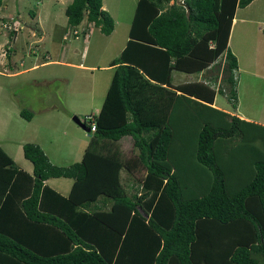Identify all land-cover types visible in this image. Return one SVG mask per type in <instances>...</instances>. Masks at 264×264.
I'll use <instances>...</instances> for the list:
<instances>
[{"label":"trees","instance_id":"1","mask_svg":"<svg viewBox=\"0 0 264 264\" xmlns=\"http://www.w3.org/2000/svg\"><path fill=\"white\" fill-rule=\"evenodd\" d=\"M251 1L136 0L97 115L81 122L94 129L80 160L55 165L26 142L28 173L0 147V264H264V126L213 106L216 92L235 106L227 42L235 8ZM101 6L70 0L66 22L108 35ZM217 58L226 92L218 76L171 84L172 71ZM125 136L128 159L114 146ZM139 168L129 195L120 171ZM60 176L72 179L66 195L44 183Z\"/></svg>","mask_w":264,"mask_h":264},{"label":"rangeland","instance_id":"2","mask_svg":"<svg viewBox=\"0 0 264 264\" xmlns=\"http://www.w3.org/2000/svg\"><path fill=\"white\" fill-rule=\"evenodd\" d=\"M69 2L0 3V147L23 170L32 167L22 155L21 145L26 142L38 144L52 164L65 166L80 160L91 134L72 116L82 122L84 117L97 115L113 71L108 63L125 43L136 0H101L102 9L113 20L108 35L92 23L86 27L84 19L79 27L71 28L64 14ZM235 17L227 45L238 61L234 73L239 80L237 111L256 117L264 114V0H252L236 9ZM220 65L217 58L199 73L172 72L171 83L218 76L215 87L226 92V85L217 81ZM226 94L216 92L214 104L229 110ZM21 109L31 113L30 119L20 115ZM114 146L123 159L136 153L127 136ZM141 168L132 174L120 171V181L129 195L139 191L137 181L144 174ZM71 183V178L61 176L45 180L63 195Z\"/></svg>","mask_w":264,"mask_h":264},{"label":"crops","instance_id":"3","mask_svg":"<svg viewBox=\"0 0 264 264\" xmlns=\"http://www.w3.org/2000/svg\"><path fill=\"white\" fill-rule=\"evenodd\" d=\"M236 9H238V8H235V11H234V15H233V18H232V20H231V25L233 24V22H234V19H237L236 17H235V12H236ZM81 23V22H80ZM80 23L76 26V27H79L80 26ZM262 23H264V21L262 22ZM89 24H91V23H88L87 25H86V27L87 26H89ZM95 27V26H94ZM89 28H90V26H89ZM230 28H231V26H230ZM259 29H261L260 27H259ZM260 31V30H259ZM262 35H264V33H261ZM229 37V36H228ZM228 42H229V40H228ZM228 42H227V44H228ZM121 50V49H120ZM120 52V51H119ZM118 52V53H119ZM108 66H109V63H108ZM237 66H238V61H237ZM237 69V68H236ZM236 71V70H235ZM235 71H234V73H235ZM172 72H179V71H172ZM171 72V73H172ZM180 73H184V74H186L185 72H180ZM255 77V76H254ZM171 78H173V74H171ZM197 80H199V79H197ZM194 81H196V80H194ZM238 79H236L235 78V92H236V104H235V106L234 107H232L231 105H230V103H229V107L231 108H229V110H227V109H223V108H219V107H217L215 104H214V101H215V97H214V100H213V106L214 107H217V108H219V109H221V110H223L224 112H226V113H228V114H234V115H236L237 117H239L240 119H244V120H246V121H251V122H253V123H255V124H258V125H261V126H264V114L263 115H261V113L258 115V116H256V117H253V116H251V115H249V114H241V113H239L238 111H237V108H238V104H237V83H238ZM185 82H188V81H186V79L185 78H181L180 80H177V82L176 83H171L173 86H175V85H179V84H182V83H185ZM30 119V118H29ZM264 151V150H263ZM231 169V168H230ZM233 169L236 171V173L238 172V173H240L241 171L240 170H236L235 169V167L233 166ZM31 170H32V167H31ZM31 170H25V171H27L28 173H31ZM241 170H242V168H241ZM231 173H234L233 172V170L231 169ZM238 173H237V175H238ZM232 182V183H231ZM237 182V176L235 175V173H234V175H230V183L231 184H233V183H236ZM44 183H45V181H44ZM69 190V189H68ZM60 193V192H59ZM61 194V193H60ZM67 194V193H66ZM65 194V195H66ZM63 195V194H62Z\"/></svg>","mask_w":264,"mask_h":264},{"label":"water","instance_id":"4","mask_svg":"<svg viewBox=\"0 0 264 264\" xmlns=\"http://www.w3.org/2000/svg\"><path fill=\"white\" fill-rule=\"evenodd\" d=\"M72 120L77 123L83 130L89 132V128L86 127L83 123H81L76 116H72Z\"/></svg>","mask_w":264,"mask_h":264},{"label":"built area","instance_id":"5","mask_svg":"<svg viewBox=\"0 0 264 264\" xmlns=\"http://www.w3.org/2000/svg\"><path fill=\"white\" fill-rule=\"evenodd\" d=\"M90 130H93L94 129V123H91L90 124V128H89Z\"/></svg>","mask_w":264,"mask_h":264},{"label":"clouds","instance_id":"6","mask_svg":"<svg viewBox=\"0 0 264 264\" xmlns=\"http://www.w3.org/2000/svg\"><path fill=\"white\" fill-rule=\"evenodd\" d=\"M102 7V6H101Z\"/></svg>","mask_w":264,"mask_h":264}]
</instances>
